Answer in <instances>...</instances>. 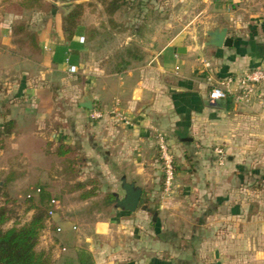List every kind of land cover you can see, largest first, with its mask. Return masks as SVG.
<instances>
[{
  "label": "crops",
  "instance_id": "1",
  "mask_svg": "<svg viewBox=\"0 0 264 264\" xmlns=\"http://www.w3.org/2000/svg\"><path fill=\"white\" fill-rule=\"evenodd\" d=\"M202 4L200 18L228 29L233 47L175 39L152 57L114 71L98 58L96 39L86 30L66 40L63 17L43 29L27 23L36 49L15 42L14 27L26 24L19 17L9 15L0 25L7 46L0 51L1 74L21 79L25 93L8 108L10 116L0 109V126L16 122L6 151H0V175L7 170L8 144L20 152L23 144L73 151L64 158L72 174L66 194L79 203L60 225L58 201L39 245L53 250L54 264H264V83L248 109L232 99L211 104L208 98L228 79L264 72V0ZM86 96L92 111L80 106ZM116 108L130 125L114 117ZM93 112L104 118L93 120ZM160 136L174 157L169 194ZM217 149L226 154L224 165ZM125 184L142 189L135 213L120 205ZM108 195L115 196L112 203Z\"/></svg>",
  "mask_w": 264,
  "mask_h": 264
},
{
  "label": "rangeland",
  "instance_id": "2",
  "mask_svg": "<svg viewBox=\"0 0 264 264\" xmlns=\"http://www.w3.org/2000/svg\"><path fill=\"white\" fill-rule=\"evenodd\" d=\"M25 1L0 0V25L4 24L7 17L11 15L19 17L18 22H26L33 29L48 28L54 24L57 26L60 17L70 12L74 5L82 3L71 0H45L43 9L26 10L21 6V3ZM127 1L128 4L113 16L108 15L106 6L101 0L83 2L85 10L80 22V30H86L88 37H95L94 45L99 48L98 58L105 64L108 71L123 70V66L127 68L128 64L126 63L130 60L127 53L129 49H133L134 53H137V57L142 58L141 61H143L147 57H152L165 44L175 39L191 40L197 45H205L208 41L206 34L208 31L214 28H224L200 18V13L204 9L202 0ZM53 17L57 19L52 20ZM199 19L203 22H198ZM111 20L114 23H111ZM194 34L195 36H193ZM3 43L4 37L0 31V51L1 48H7ZM24 54L26 55V53ZM2 63L4 64V62ZM21 84V79H16L13 75L6 73L2 75L0 71V109L2 112H6L8 108L18 103L22 96H25V93L21 92ZM28 85H25V89H29ZM61 92L67 91L61 89ZM65 103L67 102L65 101ZM23 105H25L23 106L25 109L29 108L28 103ZM247 107H242V109H248ZM9 111L11 114L10 109ZM5 122L6 120L0 129ZM8 138L4 139V146L0 151L6 149L5 143ZM23 145L24 151L21 152L14 149V145H7L10 148L5 155L4 167L7 170L0 175L1 185L7 183L6 192L11 201L9 207L14 212L12 221L6 226V229L14 225L22 226L29 222L31 220L29 214L33 213L27 211L30 205L29 196H32L35 204L40 205L43 194L48 196L45 203L49 211L51 210L50 202L53 199L60 202L61 210L57 217L59 218L58 223L63 225L71 214L69 210L79 203V200L78 197H70L66 194L69 187H72L70 179L72 174H67L66 161L56 154L59 144ZM38 189L42 191L39 195L36 194ZM8 199L4 198L0 204L3 205ZM80 212L78 211V213ZM54 232L56 230L53 228L51 238L54 237ZM45 251H51L54 256L53 250Z\"/></svg>",
  "mask_w": 264,
  "mask_h": 264
},
{
  "label": "trees",
  "instance_id": "3",
  "mask_svg": "<svg viewBox=\"0 0 264 264\" xmlns=\"http://www.w3.org/2000/svg\"><path fill=\"white\" fill-rule=\"evenodd\" d=\"M72 2H82L73 6L72 10L63 16V31L68 42H72L80 30V22L85 10L83 2L89 0H71ZM106 6L108 15H115L123 6L128 4L127 0H101ZM45 0H26L21 3V6L26 10L43 9ZM111 23H114L111 20ZM16 43L22 46L30 44L36 49V36L30 32V27L21 23L13 29ZM93 38V37H92ZM32 48V50H34ZM137 52V51H136ZM129 61H141L142 58L137 57L133 49L127 51ZM5 117L10 116L9 109L4 114ZM16 128V122L8 120L0 129V150L3 149L4 139L10 137ZM58 157L67 158L73 154V151L68 147L61 145L57 149ZM72 164V163H70ZM71 167V166H70ZM7 183L1 185L0 182V202L4 198L8 199L6 192ZM89 193L85 198L92 197ZM48 196L43 194L41 196V204H35L34 200L30 198V205L27 209L28 213L33 212V216L29 222L19 226L6 229V226L12 221L13 210L9 207L11 201L0 204V264H54L53 253L51 251L39 250L42 235L46 229V224L49 219V210L46 206ZM115 196L108 195L106 197L107 203H112Z\"/></svg>",
  "mask_w": 264,
  "mask_h": 264
},
{
  "label": "built area",
  "instance_id": "4",
  "mask_svg": "<svg viewBox=\"0 0 264 264\" xmlns=\"http://www.w3.org/2000/svg\"><path fill=\"white\" fill-rule=\"evenodd\" d=\"M71 71L75 72L76 69L72 68ZM263 83L264 72L261 70L252 71L242 76H238L236 79H228L218 84L210 91L208 98L211 104H217L219 102L232 99L237 106H248L251 104L253 98L257 95L258 89ZM112 114L116 119L120 120L126 125H130L131 122L129 118L122 112H120L117 108L116 110H114V112H112ZM91 118L93 120H101L104 118V114H102V112H93L91 114ZM159 148L161 151L163 169L166 178V193L169 194L172 191V186L175 179L174 157L167 142L165 141V138L162 136L159 137ZM216 153L220 158V165H224L226 161V154L224 150L217 149ZM41 193V189L36 190L37 195ZM30 198H32V196H29V199ZM58 207L59 202L53 199L50 204L51 210L49 211V219L54 217ZM74 230H77V228H74ZM57 232L62 233V229L59 228ZM63 252H67V250L63 249Z\"/></svg>",
  "mask_w": 264,
  "mask_h": 264
},
{
  "label": "water",
  "instance_id": "5",
  "mask_svg": "<svg viewBox=\"0 0 264 264\" xmlns=\"http://www.w3.org/2000/svg\"><path fill=\"white\" fill-rule=\"evenodd\" d=\"M208 41L206 42V47H214L218 49L233 47L234 40L228 36V29L226 28H214L207 33ZM179 54H186L185 48L177 49ZM81 108L92 111L93 102L89 96H86L84 101L80 104ZM189 142L191 140H184ZM124 190L126 191V198L120 203L121 207L129 213H135L142 200L143 192L140 188H135L133 185H124Z\"/></svg>",
  "mask_w": 264,
  "mask_h": 264
}]
</instances>
